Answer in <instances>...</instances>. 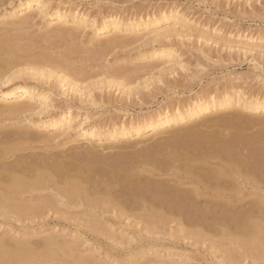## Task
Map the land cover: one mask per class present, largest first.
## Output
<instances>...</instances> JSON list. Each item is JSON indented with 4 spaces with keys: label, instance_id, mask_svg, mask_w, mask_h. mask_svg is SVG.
<instances>
[{
    "label": "bare ground",
    "instance_id": "obj_1",
    "mask_svg": "<svg viewBox=\"0 0 264 264\" xmlns=\"http://www.w3.org/2000/svg\"><path fill=\"white\" fill-rule=\"evenodd\" d=\"M13 1L16 3L9 11L0 13V217L27 222L22 229L42 226L45 235L42 248L36 250L19 236L14 237L10 226L0 238V264L26 260L28 264H48L57 259L60 262L52 264H69L68 256L78 264H101L94 253H77L73 237L62 233V222L47 228L40 222L50 215L72 218L78 207L90 215L114 213L119 219L142 222L143 229L131 230L141 243L148 240L143 231L161 234L164 230L176 239L190 238L197 244L208 241L209 253L217 259L212 264H243L248 256L263 259L264 98L237 89L191 98L178 95L146 114H129L124 120L104 124L94 121L92 113L80 112L87 104L105 102L119 103L120 108L129 111L136 102L130 95L139 94L137 100L143 102L155 98L159 92L143 93L135 87V81L156 72L176 73L182 63L174 44L192 37L203 41V35L193 31L194 35L187 28H158L171 20L192 26L189 14H181L177 6L166 8L162 4L152 9L139 4L128 12L111 8L112 12L91 19L78 8H54L53 0ZM203 1H210L208 5L214 6L215 12L223 11L226 19L237 18L239 23L245 20L247 5L254 10L264 8V0ZM37 20L47 29L36 37L33 28ZM87 29L98 37L89 40L91 47H73L71 53L51 52L56 45L54 38L59 36L66 43L67 37L70 40ZM247 38L254 40L253 36ZM242 47L245 54L248 47ZM116 49L128 51L130 61L104 64L103 57ZM134 50L137 54L130 57ZM91 60L102 61L95 64L105 68L106 80L104 76L101 80L127 97L98 95L93 92L98 85L89 81L84 84L92 74L84 72L87 69H83V62ZM26 77L46 83L54 79L55 84L50 82L49 91H45L12 82ZM56 87H66L59 88L63 95L69 90L74 95L69 98L66 94L65 100L55 102L52 93ZM62 127L65 129L60 130ZM255 127H259L257 131H253ZM117 147L136 150L105 152ZM36 148L41 152L26 153ZM93 220L86 222L105 231L99 220ZM171 222H177L174 232L165 227ZM122 240L129 243L134 237ZM6 242L15 247L10 248Z\"/></svg>",
    "mask_w": 264,
    "mask_h": 264
},
{
    "label": "rangeland",
    "instance_id": "obj_2",
    "mask_svg": "<svg viewBox=\"0 0 264 264\" xmlns=\"http://www.w3.org/2000/svg\"><path fill=\"white\" fill-rule=\"evenodd\" d=\"M45 1L50 2V0H45ZM124 2L126 3L124 4ZM234 2H239V0L238 1L234 0ZM15 3L16 2L13 0H0V13L9 11L15 5ZM139 4L150 6V8L152 9L158 6H162V4L165 6L167 5L166 8H170V7L173 8L174 6L180 7L178 8L179 11L180 12L183 11V13L181 12V14H187V15L189 14L188 16L192 18L190 19L189 17L190 23L193 24L192 26H190L189 24L185 25L184 22L183 24L182 22L180 24L176 21L171 20L163 25H160L158 28L161 29L167 25L168 26L173 25V27H176L178 29L181 28L182 30L187 28L188 30L191 31L192 34H194L193 33L194 31L197 33V35L198 33L199 35H203L204 36L203 41H202V38L196 39V37H192L190 41L187 39L181 44L179 43L174 44V49L179 50L180 53L179 52L178 53L181 54V56L179 57V60L181 61L180 64L182 63L181 67L178 68V71H176V73L167 72V74L165 75V73L160 74L158 72L157 74L156 72L155 74L154 73L152 74L153 77L151 75H146V76L143 75V79L141 77V79H139V82L138 80H137V83L135 81L136 86L134 85V83L131 84L133 86L129 85L131 87H134V86L139 87L141 89L140 90L141 92L147 93V94L151 91L155 92V94H157L156 92H159L155 96V98H153L152 100L150 101L147 100L145 102L139 100L140 101L139 102L137 100L139 94L130 95L132 96V98L134 97L133 99L136 102L133 108H131L129 111L120 108L119 103L118 104L114 103V105L111 103L112 104L111 105L110 103L105 102L103 104L100 103L101 105L97 104L95 106L94 105L90 106V104H87L84 106L86 108H83V109L80 108L81 110L79 109L81 113L83 112L85 115L92 113L91 115L93 116L94 121H96L97 123L103 122L104 124V123H107V121L110 122L112 120L113 121H118L122 119L124 120L128 117L129 114L131 115L146 114L148 111L150 112V111L160 108V106L165 105L170 100V98L172 99L173 96H178V95L182 98H191L190 96H195L199 94H200L199 96H201V95H206V94L208 95L212 93L214 95L215 94L218 95V94H223L225 92H236L235 89H237L239 91L241 90V92L242 91L244 93L246 92L247 95H252V96L256 95L261 98H264V8L261 9L260 7L259 10H254L246 4L247 5L246 13H243L244 14L243 16H245V20H243L242 23L241 22L239 23L237 21V18H234V20H233V17L230 19L229 18L226 19L223 11L219 10L215 12L216 8L214 6L212 7V5H208V4H211L210 1L208 3V1L205 2L203 0H132V1L124 0V1H121V3L119 1L113 2L112 0H53L51 2V6H53L54 8L58 5L63 6V7L78 8L79 10H81V12H85L86 15L91 17V19L93 17L98 18L101 13L107 14L109 13V11L112 12L113 9H117V10L123 9V11L128 12L129 8L130 10H134L137 6H141ZM111 8L112 10H110ZM233 23L234 24L236 23V24L234 25ZM205 24L207 27H205ZM43 25L44 24H42L39 20H37L36 26L33 28V30L35 29L36 32L32 31L33 33H35L36 37H37V33L38 34L42 33L43 31L47 29ZM196 26L197 28H195ZM202 27L203 28L205 27L203 32H202L203 30ZM212 29L213 30L218 29L219 31L216 32V31H213ZM196 33L194 35H196ZM239 33L243 34L242 36L245 38L239 37L238 36ZM248 36L249 38L253 36L254 40L248 39L247 38ZM92 38H98V37H95V35H93V32L90 29L85 30L83 34L81 33L79 36L75 38H72V39L70 38V40H68V37H67L66 43L63 39H61V37L58 36L57 38H54V41H56V45L51 47V52L54 51L58 53H61V52L71 53L72 51L71 52L69 51L73 47H75L73 49H76V47L78 48L79 46H81L79 48L91 47L90 46L91 41L89 42V40H91ZM179 38L183 39L182 37H179ZM194 38L198 41L200 39L201 40L199 42L194 40L193 42L192 40ZM255 39H257V41ZM65 40H66V37H65ZM70 41H71V44H70ZM201 41L204 43H200ZM205 41L208 43H206ZM197 43L198 44L200 43V46L202 47H200ZM45 45H48V44L45 43ZM230 45H232L233 48L230 49V47H228ZM242 46H244V48L248 47L246 48L247 50H245V54L243 52L244 49ZM239 47L243 50H241ZM199 48L200 50H198ZM248 50H250L251 52L250 51L248 52ZM122 51L125 53H123ZM201 51L204 53H202ZM126 52L128 51L116 49L110 52L105 58L103 57L104 60L102 61L104 64L110 65V66L119 65V64L121 65L124 63L126 59L130 61V58L128 56L129 54H127ZM131 52H130L131 54L130 57H133L137 54V50H134ZM124 55H127L128 57ZM207 56L211 57V59H206ZM122 58H125V59H122ZM93 61L94 60H91L89 62H83L84 65L81 63H78V64L75 63V65H78V66L83 65V69H87V71L86 70L84 71L86 74H90V75L92 74V78L88 79L84 84L91 83L94 86L98 85L97 87L93 86L95 89V91L93 92L95 94L97 93L98 95L99 94L101 95L102 93H106V94L111 93V95H113L115 99H124L125 97H127L126 95H124L125 93H121V90L115 89L116 88L115 86L109 87L107 83H104L105 81L103 82V80H106L105 79L106 76L104 75L105 68L102 67L101 69V67L95 66V64L97 65L98 63L100 65L101 64L100 62L102 61L101 60L100 62H95V61L93 62ZM19 67L28 68V66H19ZM19 67L15 69L18 70ZM90 67H91V70H90ZM96 73L98 74L94 75ZM102 77L104 78L103 80H101ZM28 78L27 77L19 78V79L16 78L12 82H17L20 84L26 83L31 86H38V88L40 87L45 91H49L48 86H50L51 83H53L51 85L55 84L54 79H50L51 83L50 82L46 83L43 80L41 81V79L36 80L35 78H31V79L30 77ZM146 78L147 79L149 78L148 80L150 81V83L148 82ZM93 80L97 82L95 83ZM88 81L90 83H88ZM119 81L121 82V80ZM101 84L102 85L104 84L107 86H102ZM175 84H177L178 86H176ZM100 85H101L100 87L101 90H99ZM104 87L106 88L104 89ZM57 88L58 87H56L54 92L52 93V96L54 97L55 102L56 100L58 102L59 101L62 102V100H65L68 95H69L68 96L69 98L71 97L72 94L74 95V92L72 90L70 92L69 90L66 93L67 96H65L66 94L64 95L62 94L63 92L62 90H65L66 87L65 88L62 87L63 89L59 87L62 90H60L59 88L57 89ZM102 90H105V91L102 92ZM220 112H224V109L220 110ZM257 114H260V113H257ZM1 121H2V118L0 117V122ZM9 121L10 122H8L7 120L6 123L8 124L12 123L11 120ZM62 128L60 130L65 129L64 127ZM258 128L259 127H255L253 131H257ZM41 148L40 149L36 148L35 150L31 149L33 151L27 150L26 153H29V152L32 153L34 151L41 152L40 151L42 150ZM122 149L123 148L117 147L115 149H108L105 152L110 153V154L116 153L119 151L126 152V153H132L136 150L135 148H124L123 150ZM74 211L76 214L73 215L72 218L59 219V217H57L56 215L52 217H50L51 216L50 215L46 219L40 220V222H42L43 224L46 223L45 228H47V226L52 227L57 222H60V223L62 222L60 225V228L62 226L65 227V228L62 227L65 229V231L62 233H66V234L69 233L68 237L69 238L73 237L71 238V240L76 245L75 248H76L77 253L79 252L80 254L82 253L84 255H89L90 253L91 254L94 253V256L96 257L97 261L101 264H160V263L161 264H212V260L214 261L217 260L214 257L215 255L209 253L210 251L207 248L209 245L208 241L205 243L197 244L195 243L193 239H190V238L189 239L182 238L181 240V239H176L173 236H168L164 233L165 230L161 232V234L147 233L143 231L145 233V236L148 239L146 241H143L145 244L144 245L143 242L141 243L140 240L138 241V238L136 237V235H134L133 231H131L133 228H134L133 230H136V229L138 230L141 228L143 229L145 225L142 222L136 223V221L133 219H124V220L119 219L116 216H113L114 213H103V214L93 213L92 215L86 214L85 209L83 207L75 208ZM94 214L95 216H93ZM3 219L4 218L0 217V238L3 237V235H5L6 230L9 229L10 226H12L14 230V231H11L13 236L16 234L14 237L17 236L16 238H18L19 236V239L22 238V240L27 241L26 243L33 249L39 250L42 248V243H43L42 235H45L43 234L41 230V228L43 229L42 226L41 227L37 226L32 229L24 228L25 229L24 230L22 229V226L24 227L26 225L25 223L27 222L20 223L14 220L12 221V219H8V220L6 219L3 220ZM88 219L89 220H93V219L99 220V222H101L106 227L107 230L106 229L105 231L104 229L96 230V228L92 227L91 225L88 224V222H86V220ZM176 226H177V222H171L167 224L165 227L167 229L173 230L174 232L175 231L174 229ZM56 227H58L56 229L57 231L59 229V226L57 225ZM38 229L39 231H37ZM126 236L134 237V241L132 240V242L130 241L129 243H127L124 240H122ZM8 246H10V248L15 247L14 243L11 244L10 242L8 243ZM202 254L205 256V258ZM67 260L69 261V264H78L70 256L67 257ZM26 261L25 263L22 262L19 264H28V261L27 263ZM165 261H167L168 263ZM58 262H60V259L48 262V264L58 263ZM29 264L31 263L29 262ZM243 264H264V258L259 260V259H254L251 256L244 257Z\"/></svg>",
    "mask_w": 264,
    "mask_h": 264
}]
</instances>
